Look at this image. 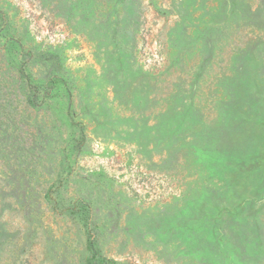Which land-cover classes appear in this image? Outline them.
I'll list each match as a JSON object with an SVG mask.
<instances>
[{
	"label": "rangeland",
	"instance_id": "374dc122",
	"mask_svg": "<svg viewBox=\"0 0 264 264\" xmlns=\"http://www.w3.org/2000/svg\"><path fill=\"white\" fill-rule=\"evenodd\" d=\"M0 264H264V0H0Z\"/></svg>",
	"mask_w": 264,
	"mask_h": 264
}]
</instances>
